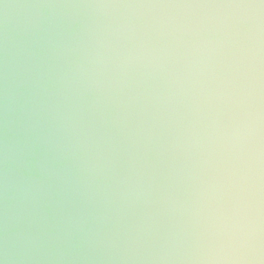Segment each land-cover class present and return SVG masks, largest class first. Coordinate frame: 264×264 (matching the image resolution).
<instances>
[{
	"label": "water",
	"instance_id": "obj_1",
	"mask_svg": "<svg viewBox=\"0 0 264 264\" xmlns=\"http://www.w3.org/2000/svg\"><path fill=\"white\" fill-rule=\"evenodd\" d=\"M0 264H264V0H0Z\"/></svg>",
	"mask_w": 264,
	"mask_h": 264
}]
</instances>
